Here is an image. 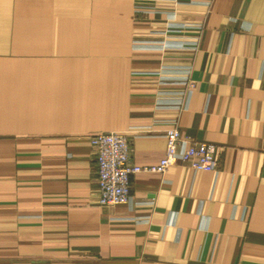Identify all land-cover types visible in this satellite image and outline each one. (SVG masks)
Listing matches in <instances>:
<instances>
[{
  "label": "crops",
  "instance_id": "crops-1",
  "mask_svg": "<svg viewBox=\"0 0 264 264\" xmlns=\"http://www.w3.org/2000/svg\"><path fill=\"white\" fill-rule=\"evenodd\" d=\"M172 119L218 169L100 204L90 136ZM0 264H264V0H0Z\"/></svg>",
  "mask_w": 264,
  "mask_h": 264
},
{
  "label": "built area",
  "instance_id": "built-area-1",
  "mask_svg": "<svg viewBox=\"0 0 264 264\" xmlns=\"http://www.w3.org/2000/svg\"><path fill=\"white\" fill-rule=\"evenodd\" d=\"M183 82L189 89L195 87V82L187 75ZM165 124V153L160 162L154 165H139L133 162L132 147L126 133L98 132L90 136L97 166L100 204L133 203L131 177L139 172L164 173L169 166L176 163L186 164L194 170L218 169L215 144L182 136L177 119L168 120Z\"/></svg>",
  "mask_w": 264,
  "mask_h": 264
}]
</instances>
